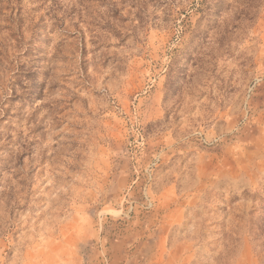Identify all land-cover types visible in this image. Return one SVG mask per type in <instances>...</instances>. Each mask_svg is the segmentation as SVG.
Wrapping results in <instances>:
<instances>
[{"label":"rangeland","instance_id":"1","mask_svg":"<svg viewBox=\"0 0 264 264\" xmlns=\"http://www.w3.org/2000/svg\"><path fill=\"white\" fill-rule=\"evenodd\" d=\"M0 264H264V0H0Z\"/></svg>","mask_w":264,"mask_h":264}]
</instances>
